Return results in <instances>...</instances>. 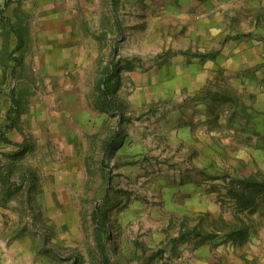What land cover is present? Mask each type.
Returning a JSON list of instances; mask_svg holds the SVG:
<instances>
[{
  "label": "rangeland",
  "instance_id": "374dc122",
  "mask_svg": "<svg viewBox=\"0 0 264 264\" xmlns=\"http://www.w3.org/2000/svg\"><path fill=\"white\" fill-rule=\"evenodd\" d=\"M65 5L66 0H0V172L8 176L1 201L10 202V215L18 217L5 229L8 264H264V107L232 88L223 74L204 79L203 106L224 122V139H232L220 143L217 161L207 160L197 171L206 194L201 207L178 219L170 210L168 147L161 131L167 111L190 101L194 90L167 94L165 86L179 79L165 78L164 36L156 38L164 48L149 61L152 66L112 65L108 59L100 77L108 89L107 134L120 137L117 146L131 132L139 135L128 146L130 151L139 143L136 174L121 173L125 165L114 153L105 160L100 155L53 162L69 149L56 142V134L68 135L73 126L66 116V129L56 130L66 96L59 91L66 93L74 71L77 78L85 74L83 66H72L75 22ZM132 69L144 76L153 70L154 78H131ZM34 112L40 116L27 115ZM30 129L46 139L44 147L13 140L35 138ZM35 162L37 172L30 171ZM56 164L73 170L57 171ZM26 171L32 187L15 182ZM175 224L190 229L177 234Z\"/></svg>",
  "mask_w": 264,
  "mask_h": 264
},
{
  "label": "crops",
  "instance_id": "0c3cea01",
  "mask_svg": "<svg viewBox=\"0 0 264 264\" xmlns=\"http://www.w3.org/2000/svg\"><path fill=\"white\" fill-rule=\"evenodd\" d=\"M68 4L69 18L75 22L72 24L75 38L72 66L75 70L83 66L85 74L84 78H77L74 71L75 76L66 82L69 87L66 93L59 91L66 96L62 97L63 105L57 113L59 124H62L56 130L62 132L66 129L63 125L66 116L70 117L73 126L66 129L70 134L65 136L52 131L56 134V142L69 148L53 162L73 164L81 157L97 160L100 155L105 160L111 159L114 153L125 165L121 173L136 174L138 167L134 164L139 143L130 151L128 146L134 140L139 141V135L131 132L125 138L127 141L117 146L120 137L107 134V96L100 77L106 76L108 59L112 65L113 61H120L131 67L140 64L152 66L149 61L164 48L159 41L161 47L156 46V38L164 36L160 40L169 51L164 62L169 67L165 78L179 79L165 86L167 94L179 96L183 90H194L190 101L167 111L161 131L163 144L168 147L170 210L178 219L179 215H187L201 207L206 194L197 171L206 167L208 161H217L220 143H230L232 139H224L227 132L221 126L224 122L216 119V112L203 106L204 79L219 78L223 74V78H230L232 88L244 92L256 105L264 107V92H260L264 91V83L261 82L264 78V0H66L67 9ZM80 9L82 13H76ZM134 70L130 72L131 78H154L153 70H148L146 76ZM257 81L262 84L261 89L257 87ZM27 115L40 116L36 112ZM34 120L39 122L38 118L34 117ZM31 132L33 139H12L27 146L34 143L35 150L39 143L44 147L46 139L45 142L38 139L36 130ZM43 134L48 135L46 130ZM113 137L114 150L106 151V145ZM241 140L248 141L245 138ZM178 150H181V155ZM33 165L30 171L37 172L36 162ZM54 167L57 171L63 168L61 164ZM62 170L68 172L73 169L66 166ZM30 171L16 178L17 185L32 187L34 180ZM3 175L4 172H0V258L8 264L9 256L3 248L9 240L5 229L14 225L18 217L10 215V202L2 204L1 200L6 198L2 189L5 179L8 180V176L5 178ZM175 225L177 234L187 233L186 230L190 229L187 227L191 226L180 231V225Z\"/></svg>",
  "mask_w": 264,
  "mask_h": 264
},
{
  "label": "trees",
  "instance_id": "16d2710c",
  "mask_svg": "<svg viewBox=\"0 0 264 264\" xmlns=\"http://www.w3.org/2000/svg\"><path fill=\"white\" fill-rule=\"evenodd\" d=\"M20 44L18 45V48H19ZM111 77H113V75L111 74ZM103 90L106 92V96H107V93H108V89L107 88H103ZM13 101H15V97L13 98ZM106 105L108 107V101H107V98H106ZM114 145H115V137H113L111 140L108 141L107 145H106V151H112L114 150ZM104 163V161H102ZM107 264L108 261H107Z\"/></svg>",
  "mask_w": 264,
  "mask_h": 264
},
{
  "label": "built area",
  "instance_id": "2783aa9c",
  "mask_svg": "<svg viewBox=\"0 0 264 264\" xmlns=\"http://www.w3.org/2000/svg\"><path fill=\"white\" fill-rule=\"evenodd\" d=\"M0 264H4L3 260L0 258Z\"/></svg>",
  "mask_w": 264,
  "mask_h": 264
}]
</instances>
